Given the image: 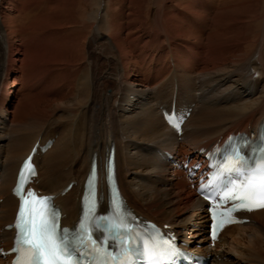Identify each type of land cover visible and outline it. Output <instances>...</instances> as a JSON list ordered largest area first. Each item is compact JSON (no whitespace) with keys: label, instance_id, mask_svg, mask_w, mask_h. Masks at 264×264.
I'll return each mask as SVG.
<instances>
[{"label":"bare ground","instance_id":"6f19581e","mask_svg":"<svg viewBox=\"0 0 264 264\" xmlns=\"http://www.w3.org/2000/svg\"><path fill=\"white\" fill-rule=\"evenodd\" d=\"M150 2L98 0L82 19L78 0H0V247L14 234L4 225L17 208L10 189L18 165L37 139L53 142L35 155V185L57 196L64 224L77 219L91 160L102 164L113 144L127 204L182 236L187 212L204 203L167 156L201 159L200 149L232 129L256 135L264 120V0H157L153 28ZM172 101L191 110L180 137L161 113ZM248 217L227 228L248 229L230 234L231 253L187 248L211 255L209 264H264V209ZM206 221L199 217V227Z\"/></svg>","mask_w":264,"mask_h":264},{"label":"snow or ice","instance_id":"6c2138e0","mask_svg":"<svg viewBox=\"0 0 264 264\" xmlns=\"http://www.w3.org/2000/svg\"><path fill=\"white\" fill-rule=\"evenodd\" d=\"M235 157L240 161L243 160L239 149L236 150ZM241 167H243L242 163ZM22 191V186L18 183L14 192L20 194ZM20 199L21 203L15 224L18 231L13 251L19 253L21 245L26 247L23 261L18 256L13 264H80L85 236L88 234L77 233L75 237H69L67 230H64V235H58L55 222L57 212L54 208H50V198H37L34 192L29 191L27 197L21 195ZM261 207H264V161L261 162L258 169L253 170L245 188V195L234 200V207L230 209V212L253 211ZM212 215L214 222L213 238H215L218 213L212 209ZM227 222L240 221L231 218L229 215ZM113 226L117 227L118 225ZM92 246L96 252L101 251L99 245L93 243ZM130 250V247H125L122 249V254L126 255ZM104 256H112L113 260L117 259V256H113L107 251V248L103 249L102 256L93 257V259L96 260L97 264H108Z\"/></svg>","mask_w":264,"mask_h":264},{"label":"rangeland","instance_id":"374dc122","mask_svg":"<svg viewBox=\"0 0 264 264\" xmlns=\"http://www.w3.org/2000/svg\"><path fill=\"white\" fill-rule=\"evenodd\" d=\"M97 1L98 0H78V14H79V17L80 18H84V17H92L94 15V11L97 7ZM154 1V2H153ZM157 0H151L150 4H153L151 5L152 6V11H151V15H150V18L148 20V25L150 27H154V18H155V12H156V9L158 7L157 4H155ZM43 11V10H42ZM44 12V11H43ZM258 26H259V23H258ZM22 92H25V87L22 89ZM17 97V98H16ZM14 100H13V99ZM18 98L20 99L21 96L17 94V89L14 90V92L12 93V95L10 96V100L13 101L14 103L12 104L13 106L16 104V101L18 100ZM17 99V100H16ZM2 199H0V202H1ZM199 207L198 208H194L190 211L187 212V216H189V219H188V222H186L185 224V229H184V234L181 236L183 237L186 241L189 240L190 243L188 246H192L196 249H201V246L202 245H208L206 243H208V238L206 236V232H204V230L201 228H199V226H201L198 222L199 220V217H201L202 215H206L205 212H200L199 211ZM207 217V216H206ZM244 225H247L244 224ZM207 226V225H206ZM244 228V227H243ZM239 228L237 230H234V231H231L230 229H225L224 232L221 234L220 238L223 239V242L222 240H220L219 238V245H217L215 248H213L212 250H216V251H228L227 250V239H231L232 236H237L239 233H243V234H246L245 232L248 231L247 228ZM173 230V229H172ZM229 230V231H228ZM228 231V232H227ZM231 231V232H230ZM237 232V233H236ZM230 234L232 236H230ZM229 237V238H228ZM221 242V244H220ZM224 243V244H223ZM199 247H195L200 245ZM203 252V251H202ZM230 251H228L229 253ZM231 253V252H230ZM231 258H234L233 256H231ZM230 262V261H229ZM0 264H5L4 261H1ZM234 264V263H233Z\"/></svg>","mask_w":264,"mask_h":264}]
</instances>
